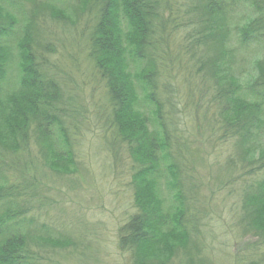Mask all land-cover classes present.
<instances>
[{"label": "rangeland", "instance_id": "1", "mask_svg": "<svg viewBox=\"0 0 264 264\" xmlns=\"http://www.w3.org/2000/svg\"><path fill=\"white\" fill-rule=\"evenodd\" d=\"M0 1L16 11L12 0ZM162 1L172 9L168 15L176 25L170 23L159 39L156 35L158 48L149 55L169 64L158 65L155 97L162 103L172 141L178 139L174 147L185 155L184 222L191 231L187 245L174 249L163 264H264V233L241 222L245 196L264 176V161L256 160L263 128L253 139V152L247 153L253 161L241 159L238 135L225 133L220 123L222 96L207 66L219 53L215 41L202 40L201 25L191 20L195 0ZM15 3L22 10L12 36L1 42L16 52V39L32 20L35 56L59 87L55 104L73 116H61L72 161L62 162L66 170L48 166L33 128L29 135L27 129L26 144L19 150L0 146V185L8 186L1 191L8 196L1 198L0 193V218L7 224L0 234L16 239L17 251L26 255L17 264H135L134 250L120 243V229L137 212L132 184L136 164L110 122L103 80L89 57L94 8L83 9L81 0ZM223 6L226 30L216 42L221 37L226 63L245 84L264 53L257 44L239 41L236 25L246 20L249 7L239 0ZM6 75L1 87L9 92L18 85L16 67ZM150 118L155 119L153 114ZM50 128V146L65 153L56 126ZM160 188L169 211L177 202L163 181ZM151 261L158 264L151 258L147 263Z\"/></svg>", "mask_w": 264, "mask_h": 264}, {"label": "trees", "instance_id": "2", "mask_svg": "<svg viewBox=\"0 0 264 264\" xmlns=\"http://www.w3.org/2000/svg\"><path fill=\"white\" fill-rule=\"evenodd\" d=\"M239 1L250 9L246 20L236 25L239 41L257 44L264 53V0ZM15 2L12 0L10 4L16 11L0 3V146L9 151L19 150L26 144L27 129L29 135L33 128L47 165L66 170L62 162H71L72 154L61 116H73L55 104L59 99V87L35 56L34 37L29 31L33 27L32 20L27 21L24 34L16 39V52L11 45L1 42L12 36L17 13L22 10ZM164 3L162 0H81L83 9L92 11L94 8L95 12L89 57L103 80L110 122L127 144L136 164L132 184L137 212L120 229V243L134 250L135 264H154L147 263L150 258L163 264L174 249L186 246L191 236L184 222L186 207L181 171L185 155L174 147L178 139L172 141L166 118L163 120L162 103L155 97L161 73L158 65L165 68L169 64L163 61L165 58L149 55L151 49L158 48L156 35L159 39L170 23L176 25L175 17L168 15L172 9ZM223 3L229 0H195L191 20L201 25L202 40L215 41V53L219 55L207 66L210 77L217 83L218 97L222 96L220 123L225 133L230 131L229 135H238L235 143L239 157L250 162L254 158L247 157V153L255 145L253 139L257 137V130L263 128L264 137V127H261L264 124V57L255 60V72L245 84L231 70L226 63L221 37L218 44L216 42V37L226 30L222 21L226 10ZM203 28L209 31L205 33ZM139 64L142 66L135 72ZM14 67L18 85L7 92L1 82L7 76V69ZM152 123L154 128L150 127ZM51 125L57 128L61 150L65 153L50 146ZM261 159L264 161V139L256 157V160ZM161 181L177 202L169 211L164 209ZM7 187L0 185L1 198L8 196L1 192ZM243 209L241 222L244 226L252 232L264 233V176L245 196ZM3 220L5 218H0V233L7 227ZM0 237V264L24 261L26 255L17 251L20 248L17 240Z\"/></svg>", "mask_w": 264, "mask_h": 264}]
</instances>
